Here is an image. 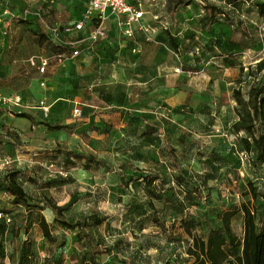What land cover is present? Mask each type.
<instances>
[{
  "label": "rangeland",
  "instance_id": "obj_1",
  "mask_svg": "<svg viewBox=\"0 0 264 264\" xmlns=\"http://www.w3.org/2000/svg\"><path fill=\"white\" fill-rule=\"evenodd\" d=\"M194 1L176 14L173 10L177 0H160L155 6L147 3L149 35L141 31L128 38L121 30L105 24L106 41L86 42L79 49L77 64L70 65L69 72L104 92L107 104L116 103L118 107L121 95L127 97L123 101L130 111H126L127 116H114L107 126L108 136L89 134L92 127L73 117V104L70 112H61L59 118L77 121L73 125L76 136L50 132L43 122L54 124L52 112L45 116L40 109L42 101L51 105L49 99L40 98L49 88L46 82L42 86L47 74H38L28 63L30 58L45 56L51 59V66L66 72L63 65L69 56L59 62L51 50L55 43L65 46L66 39L57 42L50 29L62 32L74 28L85 13V0H31L20 9L33 13L30 21L12 25L31 32L32 39L27 46L22 45L23 49L17 43L19 31L15 35L12 29L6 37L0 31V94L23 99L21 108H0V155L14 160L0 175V181L18 172L32 205L29 210L15 207L6 194H0V264H94V260L97 264H192L187 255L192 238L181 228L180 220L193 216L205 224L215 222L213 225L219 226L217 214L251 200L249 183L264 188V169L253 170L231 130L236 120L233 92H248L254 82L249 69L264 60V17L257 10V4L264 0ZM16 4L17 0H0V9L6 5L17 7ZM210 8H216L217 13ZM155 15L163 19V24L153 20ZM167 32L174 36L177 52L171 49ZM37 33L46 36L44 55L34 52L39 36L33 37ZM86 58L90 60L88 65L83 62ZM226 60H233L236 67H229ZM120 67L132 84L123 86L129 88L128 93L116 83L114 72ZM138 81L142 85L136 97L132 88ZM146 99V109L164 112L165 116H155L158 122L148 120L153 113L137 112V100ZM20 114L32 116L33 121L19 118ZM146 122L157 124L162 146H175L181 165L191 174L187 176L193 186L190 188L201 185L206 200L187 205L183 189L175 182L174 172L167 169L158 146L140 136L148 128ZM184 134L188 138L183 141ZM57 145L62 152L57 151ZM134 146L144 158L141 163L135 162L131 154L123 157L120 151ZM67 150L85 158L70 160L64 153ZM89 156L94 158L92 162ZM212 159L223 168L219 179L209 181L205 187L193 175H204L201 168L210 169L204 165ZM50 163L67 176L51 174L45 169ZM154 174L159 180L151 190L164 198L154 204L167 233L150 219L149 192L142 178ZM52 181L57 183L50 187ZM48 200L59 206L72 203L64 220L76 225L74 230L60 225L54 228L56 247L44 238L38 223L42 216L49 224L53 220L51 211L40 210ZM232 229L243 238V213L233 219ZM204 230L196 228L193 234L200 235Z\"/></svg>",
  "mask_w": 264,
  "mask_h": 264
},
{
  "label": "trees",
  "instance_id": "obj_2",
  "mask_svg": "<svg viewBox=\"0 0 264 264\" xmlns=\"http://www.w3.org/2000/svg\"><path fill=\"white\" fill-rule=\"evenodd\" d=\"M194 3V0H177L174 5V14L186 7L192 6ZM210 9L215 13L218 11L216 8ZM257 10L259 15L264 17V2L257 4ZM219 13L224 17L226 16L225 13ZM30 18L27 20L22 18L16 19L14 24H25L30 21ZM60 33L62 35L61 30ZM50 35L58 42L52 33H50ZM167 35L171 49L177 52L179 47L174 36L170 32H167ZM36 36H39V44L44 45L43 41L46 36L43 34L39 35V33H37ZM51 50L54 52L55 58L62 55L66 57L68 55L72 56L75 51H79L72 48V46H64L59 43L52 44ZM226 62H229L227 64L229 67H236L233 60H226ZM249 70V75L254 77V82L249 87L248 92L244 94L241 89H236L233 92V99L235 101L234 114L236 120L232 125L231 130L236 138L240 151L249 157L250 166L255 172H257L259 169H264V60L257 63L255 68L251 67ZM243 72L244 69L241 68V73ZM18 117L33 121L32 116L28 114H20ZM43 123L50 132L63 131L71 133V131L74 130L73 125L67 126L62 125L61 123ZM146 124L148 128H146L140 136L143 139L148 138L149 141H153V143L158 146V153L163 156L167 169L174 172L175 182H177L183 189L184 201L187 202V205L194 206L196 200H206V197L204 196L205 189L203 190L201 185L192 189L190 188L192 184L188 182L187 176L188 174H191L188 173L187 170H184L183 164L181 165V159L177 156L175 146L170 149L162 146L159 143L161 135L157 132V124H150L149 122H146ZM91 127L92 132H97L100 135H109L110 133V128L108 127L101 128L95 125ZM184 138H188L186 134L182 136L183 141ZM121 150L127 151L125 153H128L129 151L128 154H131L135 161H144L143 156L139 154L141 151L135 146L121 148ZM57 151L62 152L61 148ZM64 153H68V158L70 160H73L74 158L83 160L85 158L82 154H76L75 152H69L68 150ZM89 158L91 162L94 159L90 156ZM207 165L210 169L205 170L201 168L202 173L205 172L204 175H193V179L196 180L198 178V180H201V184L206 185L205 187H207L209 181L219 179L223 168L221 163H218L213 159L207 161L204 166ZM4 177L5 178L0 181V194H6L10 198L13 206L25 207L26 210H29L32 207L30 204V198L18 179V172L10 173ZM142 180L146 181V186L149 192V200L147 204L152 211L150 219L157 228L167 233V226L160 219L159 212L154 204V201H162L164 199L163 195L155 190H151L156 181L159 180V176L157 174H154L153 176H144ZM55 183L57 182H49V186L52 187ZM248 190L251 200L244 203L241 207L231 206L228 210L217 214L216 220L219 221V226H214L213 224L215 222L205 224L204 222L195 219L193 216H186L180 220L181 228L192 238V244L187 250V255L192 264H264V188L259 189L257 186L249 183ZM71 205L72 203L65 206H59L53 201L48 200L47 206L40 208L42 211L41 213L45 210H49L53 215V220L50 224L44 216L38 219V223L42 229L44 238L51 244H55V247L58 239L54 235L53 230L57 225H60L66 230H74L76 228V225L64 220V213ZM183 207L180 209L182 210ZM6 213L10 214L11 212L8 211ZM242 213L244 215V236L243 238H239L233 232L232 221ZM96 224L100 225L101 221L97 219ZM1 225L4 226V224ZM202 227L205 229L202 234H193L196 228ZM51 264H54V262ZM94 264H97L95 260ZM166 264L170 263L168 262Z\"/></svg>",
  "mask_w": 264,
  "mask_h": 264
},
{
  "label": "crops",
  "instance_id": "obj_3",
  "mask_svg": "<svg viewBox=\"0 0 264 264\" xmlns=\"http://www.w3.org/2000/svg\"><path fill=\"white\" fill-rule=\"evenodd\" d=\"M31 3V0H17V7L15 8L13 5H6L5 7H9L13 12H15L16 14H21L22 12H24L25 10H29V9H24V10H20L21 8L27 6L28 4ZM10 4V3H8ZM3 7V8H5ZM3 8H1L0 10H2ZM18 9V11L16 10ZM17 11V12H16ZM145 16L142 20V24L145 27H149V25H147V21H146V5H145ZM174 17V16H173ZM171 16V18H173ZM50 19H52L50 17ZM153 20L157 21L160 24H163V19L161 20L160 16L155 15L153 16ZM161 21V22H159ZM14 24V23H13ZM12 24V25H13ZM16 24V23H15ZM78 24V23H77ZM76 24V25H77ZM98 24L97 21H93V22H88L85 27L82 30H77L76 29V25L74 26V28H65L62 31V38L65 37L66 41L65 44L72 46V48L79 50L82 45H84V43L89 42L92 44H96V43H100V42H104L106 40H102L99 42H92L90 40V34L93 30L94 27H96ZM107 25H111L114 28H117L120 30V28L118 27V18L116 16H110L104 23V27ZM174 24H176L175 20H174ZM135 37L138 36V33H140L141 30L139 28V25H135ZM12 29H14V34L16 35L17 31H19V39L17 41V43L20 44L21 48L23 49L22 45L27 46V42L31 41V32H24V30H22V28L16 27L15 25L13 27L10 28L9 30V34L7 36H9L12 32ZM1 31V28H0ZM75 32V33H74ZM144 33L147 34V32L143 31ZM156 32V31H154ZM150 33V32H148ZM2 34V31H1ZM149 35V34H147ZM3 36V34H2ZM6 37V36H5ZM33 38H37V36L33 37ZM22 40V41H21ZM26 42V43H24ZM45 45H40L39 42H37L34 46V52L37 54H42L44 55L45 53ZM30 55V53H29ZM69 56V61L67 64L63 65V67H67L66 72L64 73L63 70L57 68L56 66H51L52 65V61H51V65L47 70V77L45 76V79H42V81L46 82L48 85V89L47 91L42 92L41 97L40 98H47L51 101V112H52V118L54 120V124H58L61 123L62 125H75L77 123L76 120L74 119H67V118H59L60 113L62 112L64 115H67L70 110H71V106L73 104V107L75 108L77 105L81 107L82 109V117L80 118L79 122L84 124L85 126H97V127H101V128H106L108 125L110 126L112 123V120L114 118V116L117 115H122V116H127L126 115V111H130V108L127 107L123 101V99L125 100L127 97H125L124 94L121 95V98L118 100V104L119 106L116 107L115 104H112L111 102H109V105L106 103L107 98L104 95V92L102 91H97L95 89V85H90L89 82L87 80L85 81H81L83 79L80 78V80L77 78H75L70 72H69V68L70 65L72 64H77L75 61L76 59L80 56V50H79V56L77 57H72L71 55ZM45 57V56H43ZM47 58V57H45ZM84 63H86L87 65L90 64V60L89 59H84L83 61ZM36 71V70H35ZM37 72V71H36ZM115 76L117 77L116 83L118 85H120L121 90L124 92L126 91L128 93L129 88L127 87V89H124V85H128V78L126 77V72L124 71L123 68H117V71L114 72ZM39 74V73H38ZM45 74V75H46ZM44 76V75H42ZM82 76L84 77L85 74H82ZM142 82L139 83L136 82L133 85L132 90H136L135 92V96L138 97L140 91V88H138L139 84H141ZM132 85V84H129ZM142 85V84H141ZM102 94V95H101ZM160 98V97H159ZM158 97L156 99H159ZM138 101L137 104V112L138 113H153L152 115H154L152 118L148 119L149 121H153V122H158L159 119L155 116H157L159 113L162 116H165L164 112L159 111V108H154V109H146L145 106L147 105L148 100H143V101ZM126 106V107H125ZM73 108V109H74ZM115 109V110H113ZM117 109H119L120 111H118ZM72 113V112H71ZM151 115V114H150ZM72 117V116H71ZM52 133H57V134H66V137H73L76 136L77 132L75 130H72L71 133H67V132H63V131H58V132H52ZM88 133L92 134V136H101L100 134H98L97 132H92V131H88ZM108 136V135H107ZM58 149L61 148V146L57 145L56 146ZM62 149V148H61ZM124 150V149H123ZM120 150L123 157H127V154L129 153H125L127 151H123ZM126 154V155H125ZM137 163H141L139 161H135Z\"/></svg>",
  "mask_w": 264,
  "mask_h": 264
},
{
  "label": "built area",
  "instance_id": "obj_4",
  "mask_svg": "<svg viewBox=\"0 0 264 264\" xmlns=\"http://www.w3.org/2000/svg\"><path fill=\"white\" fill-rule=\"evenodd\" d=\"M87 2L86 10L82 20L76 25L77 30H82L88 22L97 21L98 24L93 28L90 34V40L92 42H99L106 40L108 33L104 29V23L110 16H116L118 18V27L124 36L128 38L135 37V28L137 24L139 28L145 32H149V29L142 24V20L145 16V5L147 3L152 6L158 5L160 0H85ZM33 15L30 10H25L21 14H16L9 7H5L0 10V28L3 36L9 34V30L16 19L22 18L27 20ZM50 33L58 40H61L60 29H50ZM79 56V51H75L72 57ZM67 59L66 56H58L57 60L63 62ZM31 68L36 69L41 75L47 73L48 68L51 65V60L45 57L30 58L28 61ZM179 71V70H177ZM45 82L42 86H45ZM23 106V99L19 95L5 96L0 94V108L12 109L21 108ZM43 114L48 116L51 111V106L47 105L45 101L41 102V108ZM74 118L82 117V109L80 106H76L73 110ZM14 164V160L10 157H3L0 155V175L8 170ZM51 174L66 177L67 173L57 168L54 163H50L45 166ZM2 217V214H0Z\"/></svg>",
  "mask_w": 264,
  "mask_h": 264
}]
</instances>
